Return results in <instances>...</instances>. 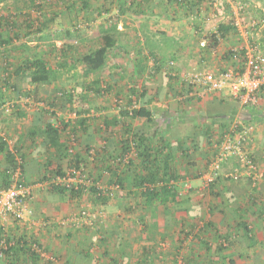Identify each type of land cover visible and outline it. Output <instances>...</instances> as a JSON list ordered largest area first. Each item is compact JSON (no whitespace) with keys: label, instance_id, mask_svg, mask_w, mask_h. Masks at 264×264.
Returning a JSON list of instances; mask_svg holds the SVG:
<instances>
[{"label":"crops","instance_id":"obj_1","mask_svg":"<svg viewBox=\"0 0 264 264\" xmlns=\"http://www.w3.org/2000/svg\"><path fill=\"white\" fill-rule=\"evenodd\" d=\"M89 1L82 5V9L80 8L84 15L80 23H87L86 28L91 26L96 28L99 36L115 25V35L123 41L117 42V46L123 51L117 55L129 58L127 49L131 46V49H135L134 52L140 55L139 59L133 58L134 63L138 64V69L134 67L135 75L149 74V79L156 77L163 81L161 85L149 88L141 84L140 88L124 87L115 90L113 93L118 100L116 107L107 103V98L113 94L104 87L99 94L97 93V96H101L97 106L90 107L91 110L87 109L89 111L83 109L86 113L78 114L76 117L69 115V118H74L71 120L62 121V114L58 113L56 102L48 103L54 106L56 112L55 125L51 126L58 131L59 143L65 144L70 134L76 135L77 162L87 167L90 176L102 182L105 178L106 186L111 189L113 180H116L115 175L124 181V176L129 173L134 176L141 171H170L174 176L176 173L186 176L184 181L189 182V186L193 184L198 187L192 188H199L202 185L199 183H202L204 176L209 173L210 162L219 153L214 144L222 141V133L234 122L254 126V131L244 143L243 150L251 159L255 170L249 173L245 165L229 157L221 162L220 170L213 175V182L205 190L208 193L205 199L207 201L202 202L196 199L197 196L190 197L193 195L191 192L184 195L181 201H178V197L175 202L165 205L147 204L143 199L141 203L146 210L141 214L134 210L139 202L130 198L125 199V191L123 196L115 197L119 188H114L111 196L103 201L94 199L89 193H60L49 186L36 188L33 192L31 215L21 223L10 221L3 230L0 229V234L5 232L7 237L17 241L7 259L0 260V264H177L176 248L182 251L180 257L185 261L184 264H194L191 263L194 261L195 264H210L204 260L205 256L203 257L206 244L191 243L194 237L203 241V236L187 234V230L182 232L183 225L198 217L199 208L202 209V214L210 217L206 223L211 227L210 231L214 232L217 231L216 228L220 230L221 227H230L229 224L236 223L235 226L239 229L236 230L238 239L246 240L249 237L263 239L264 91L260 107L252 109L242 107L230 96L220 93L200 99L181 98L180 96H185L187 92L185 87H181L179 79L180 73L189 70L220 72L230 68L232 64L226 52L238 44L257 41L264 54V30L259 31V37L255 38L257 29L251 31L246 28L245 37L229 26L220 41H213L214 33L218 32L220 27L225 28V24H230V18H235L236 4L245 6V11L241 14L247 20L249 17L256 18L261 15V10H264L262 0H232L231 3H221L217 7L210 6L205 0H185V4L180 5L183 10L166 7L167 3L170 5L169 0H108L114 6L110 10L106 0H96L99 4ZM158 4L163 5L160 10L155 7ZM26 6V1L22 0H0V17L6 19L9 16L7 19L15 21V26H19L24 23V19H28L30 12ZM223 7L228 9L225 11ZM44 12H48L49 21L56 23L53 27L58 29L61 26L59 17L65 15L71 17L79 13L65 12L59 8ZM113 13L114 23L107 26L104 18ZM162 15L164 20H161ZM14 16L22 19L16 22ZM27 24L28 21L25 22L26 26ZM41 27L52 28L48 23ZM17 31L20 38L27 34L23 29ZM9 35L11 38L12 33ZM5 38L7 39L6 35ZM203 41L206 43L205 47L200 46ZM78 42L81 48L84 41ZM150 42L156 43L155 48H150L152 45ZM43 43L38 46V50L40 47L44 48ZM60 44L62 42L57 41L53 48H59ZM0 45L4 52L12 48L6 41ZM87 50L90 52L92 48L88 47ZM44 51L48 56L51 55L48 47ZM80 51L82 50H72V54H69L66 60L68 70H72L69 76L74 73L72 68L77 64L82 65L83 71H88L81 61L84 53ZM37 59L45 62L42 57ZM58 59L57 56L56 61ZM29 60L32 61L30 58ZM108 62L106 57L105 63ZM170 62L174 63L172 69L167 66ZM20 63L22 64V61ZM62 64L65 65V62ZM18 65L19 63H16L15 67ZM1 68L0 64V70ZM47 69L52 71V78L48 82L22 85L21 81L25 80L26 74L14 73L12 78L14 85L7 90L1 87L4 85L2 83L4 77L1 75L0 96L2 95L6 101L22 99L23 104V99L27 95L34 96L36 90L42 97H50L53 88L49 91L44 87L54 85L55 77L54 69L49 67ZM117 71L113 69L114 73ZM71 93L73 97L69 99L57 98V93L53 94V97L56 100H63L58 106L60 104L59 107L65 110L71 106L77 95L73 91ZM87 93L86 97L94 96ZM142 107L151 113L150 121L144 118L130 119L125 114ZM20 109L16 106L10 115H4L0 110V140L3 139L5 142L6 138H11L21 149L25 182L30 184L36 178H40L44 174L42 169L44 166L50 171H59L65 175L71 165L70 160L65 156L64 150L48 143L45 127L50 123L46 119V112L36 108L34 111V107L28 106L27 109L31 112ZM133 141L142 144L140 149L147 150V157H144L145 155L138 157L134 153L136 155L131 156L133 157L131 165L108 169L109 159L124 156L125 149ZM91 147L103 148V153L99 151L101 155L95 162L89 161L86 156L87 149ZM8 168L9 160L0 142V189L6 185L5 171ZM236 172L239 179L233 181L230 176ZM200 174L202 177L195 178ZM132 186L137 189L133 184ZM174 187L180 196L182 192L180 186ZM88 194L91 195L90 199ZM215 198L216 208L212 203ZM99 210L101 212L104 210L105 215L96 212ZM151 210L154 214H150ZM78 212H85L89 223L83 221L72 223L71 215ZM226 213H230L231 217ZM200 231L203 232L202 229ZM29 241L37 243L40 251L30 250L29 245L27 246ZM161 242L168 247L161 249L158 245ZM199 246L200 249H197ZM248 247L242 249L239 247L237 250L246 253ZM190 249H193L192 252ZM237 250L234 248L232 252L237 253ZM235 253L228 251L225 256ZM228 264L235 263L229 261Z\"/></svg>","mask_w":264,"mask_h":264},{"label":"rangeland","instance_id":"obj_2","mask_svg":"<svg viewBox=\"0 0 264 264\" xmlns=\"http://www.w3.org/2000/svg\"><path fill=\"white\" fill-rule=\"evenodd\" d=\"M22 1H26V8L27 10L30 12L29 16H27L28 19H24L23 22L21 23L19 26H15V28H13L10 32V30L8 29L9 27H7V25L3 22H1L0 24V34L2 36H7L10 33H12V37L11 42H9L8 44L12 47L8 50V52H4V50L2 49L1 45H0V64L2 66L1 70H0V77L1 75L4 76L5 78L9 79L8 82H4L7 85H3L1 86L2 88H5V90L9 89L11 86L13 87L14 83L12 82V78L13 75L16 71V69L19 67V65L21 64L20 61H22V63H24L25 61H30L29 58L33 61L36 60L38 57H42L44 58L47 66L50 69H54V85L47 87L45 85V89H48L50 91L51 90V96L50 97H42V95L38 94V90H36V94H33L34 97L38 100V101H44L45 103L47 102H56L57 105V110L58 113L62 114L61 119L62 121H65L66 119L71 120L74 118H69L68 116L70 115V117H76L78 114H85L86 111L84 112L83 109H89L91 110L90 107L95 108L97 106V102L99 103L101 100V96H97V93L94 92V96L92 97H86L85 95V91L88 89H92L93 91H100L101 89H103L105 87L108 89V91H112L111 94H113L112 96H110L108 99V104H112V105H117V97L114 95V91L115 90H121L124 87H128L130 89H134V88H140L141 84H145L148 88L149 87H153L156 85H161L163 83V81L161 79H149V74H139L141 77H139V75H135L134 70L136 67L138 69V64H135L133 61V58L137 57L136 59H139L140 55L138 53H135V49L132 50L131 46L128 47L127 49V53L130 54V57L127 58L123 55L118 56L117 54H122L123 51L120 49V47L117 46V42L119 41L120 43H122L123 41L119 38V36L117 35H113L114 37V42H115V46L114 48H112L110 50V52L108 53L107 59H108V63H105V65H103V67L96 71V72H89V71H83L82 69V65H75L73 66V71L74 73L72 75L69 76V74L71 73L72 70H68V65H67V58L69 56V54H72V50H82L80 51L81 53L86 54L87 52H89V50H87L88 47H91L92 49L98 48L100 47L101 43H100V38L101 36L97 35L96 32V28H92V26L89 28L87 27L85 28H81L79 30H76L74 27L80 23V20H83L84 15L81 13V9H82V5L85 4L86 2L89 3V0H51L50 2H47V0H22ZM93 2H95L94 4H99V2H97L96 0H92ZM108 2V7H110L111 9L114 8L113 4H111L112 2H109L108 0H106ZM15 2H20V1H15ZM164 1H162L161 4H163ZM261 2L264 3V1L262 0ZM19 4V3H18ZM158 4L157 6H155L157 8V10H160L162 8L163 5ZM170 5H168V3L166 4V7L169 8H173V9H178V10H183L182 7H180L179 5H176L175 3H169ZM194 2H192L191 5H193ZM264 6V5H262ZM63 9L65 12L68 11H73V13H75L74 11H77L79 13H76L74 16L71 15V17L65 15L62 17H59V24L61 25L60 28H55L53 27L54 25L56 26V23L53 24L52 22L49 21L48 17H47V13L48 12H44L47 10H52V9ZM81 8V9H80ZM189 8H191V6H189ZM235 8V7H234ZM78 9V10H75ZM186 9V7H185ZM264 9V8H263ZM110 14V13H109ZM115 13L111 14L110 16L104 18L105 23L107 24V26L111 25L112 23H114L115 20ZM9 16L6 17V19ZM73 17V18H72ZM4 18V17H2ZM13 18H16V22L19 19H22L18 16H14ZM264 18V10H261V15L258 17H249V19L246 20V22H249L250 20H254V21H259L261 23V26H259L256 30L257 34H254L253 36L256 38L257 36L259 37V31L264 30V24L262 23V20ZM164 16L162 15L161 20H164ZM90 20V19H88ZM176 20H178L177 16H176ZM28 21L27 26L25 25V22ZM175 21V20H172ZM168 22H171L170 20H168ZM251 22V21H250ZM45 23L49 24L50 26H52V28H47L45 29L44 25ZM174 23V22H173ZM87 24V23H85ZM25 25V26H24ZM23 28H20V27ZM43 26L44 28L42 29ZM26 27V28H25ZM261 27V28H260ZM19 30H26L27 34L23 37L20 38V34ZM96 32V33H95ZM42 33V34H41ZM38 34H41V36ZM113 34V33H112ZM10 36V35H9ZM57 41H60V43L62 42V44H60L61 46L59 48H53L55 46V44L57 43ZM78 41H84L82 43V46L80 48L79 46V42ZM44 42V48L40 47V49L38 50V46L41 45V43ZM88 42V43H87ZM3 43L0 41V44ZM152 45L150 46V48H155L156 43L154 42H150ZM63 45V46H62ZM135 45V43L133 44ZM52 46V47H51ZM48 47V51L51 52V55L48 56V53H46L44 50ZM25 48V49H22ZM12 49V50H11ZM44 49V50H43ZM6 50V49H5ZM54 50V52H52ZM36 53V55H35ZM140 53V50H139ZM42 54V55H41ZM14 55L16 57V59H14ZM56 55V56H55ZM110 55V56H109ZM58 56V61H56V57ZM36 58V59H34ZM27 59V60H25ZM168 60V59H167ZM170 60V59H169ZM62 62H65V65L62 64ZM19 63V65L17 66V68L15 67V64ZM143 67L145 66L142 65ZM146 66L149 67L148 63H146ZM167 66H169L171 69L174 67V63L173 65H169V63L167 64ZM177 66V65H176ZM57 68V69H56ZM118 70L117 73L113 72V69ZM30 72L31 71H27L25 72V80L21 81L22 85H29L30 83ZM118 72L120 74H118ZM142 72V71H141ZM144 73V72H143ZM3 83V82H2ZM178 85V84H177ZM184 85L181 84V87H183ZM92 87V88H89ZM86 89V90H85ZM178 89V87H177ZM85 90V91H84ZM48 91V92H49ZM59 92H63V93H71L72 91L75 92L77 95H75L74 97V102L71 103V106L68 109H63L60 106H58V103L63 102V100H56L53 97V94L58 93ZM87 92V91H86ZM72 95V93H71ZM108 96V95H107ZM33 97V98H34ZM64 98V97H63ZM116 100V101H114ZM18 101H20L18 103ZM132 103V102H131ZM136 103V102H135ZM15 104L17 105L18 109L22 110L25 109L28 112L30 110L27 109V105L25 106L22 103V99H18L15 101ZM86 106H88V108H86ZM33 109V108H32ZM87 110V111H89ZM35 111V108H34ZM17 112V111H16ZM15 112V113H16ZM31 112V111H30ZM29 115V114H28ZM46 119L48 120L47 116ZM45 119V120H46ZM64 143V142H63ZM64 145V144H63ZM206 172V171H205ZM196 173H198V171H196ZM202 173V172H200ZM209 174H206L205 176H208ZM205 176L202 180V183L200 182V184H202L199 188H192V186H196L193 185L189 186V182L184 181L186 176H181L178 173L175 174V177L177 178V181L171 182L172 185H177L180 186V189L182 192L180 193V196H178V201H181L182 197L188 193H192L193 196H197L200 201L205 202L207 200L206 199V195L208 193L205 192L206 189L209 188L208 185H206V180H205ZM200 178L202 177L201 174L198 176L196 175L195 178ZM133 174L129 173L128 175L124 176V181L122 182L123 187H119L116 196L118 195L123 196V191H125V199L130 198L133 199L134 201L139 202L134 208L135 212L137 214H141L144 213L146 208L144 207V204L141 203V201L143 200V198H141L139 190L135 189L132 186L133 183ZM104 181H99L100 184L104 187H107V182L105 180V178L103 179ZM209 184V183H207ZM131 187H130V186ZM207 186V187H206ZM198 187V186H196ZM128 191V193L126 192ZM205 192V193H204ZM178 193V192H177ZM184 193V194H183ZM91 194V193H89ZM88 194V196H89ZM183 194V195H182ZM129 195V196H128ZM182 195V196H181ZM91 196V195H90ZM89 196V199H90ZM128 196V197H126ZM122 199V197H120ZM209 198V197H208ZM190 199V198H189ZM216 198L214 199L213 206L216 208V203H215ZM223 209V208H221ZM202 209H198V217L193 218L194 220L190 221L189 223L183 225L182 227V232L187 230V234H197L199 237L203 236L204 240L201 241L200 239H198L197 237H194L192 242L193 244L199 243V245H201L202 243H205L206 248H204L205 250L203 253V257L204 260L207 263L210 264H228L229 261L234 262L235 264H264V238L263 239H255L253 237H249V239L247 238L246 240H242V239H238L237 238V232L236 230H239L236 225V223H231L229 224L230 227L225 226V228L221 227L220 230H218L216 227L217 231H210L211 227H208L206 223H208V220L210 217H207L206 215L202 214L201 212ZM99 214H103V212L96 211ZM201 212V213H200ZM232 213V211H231ZM264 213V212H263ZM150 214H154V212L151 210ZM233 214V213H232ZM226 215L230 216V213H226ZM190 219V218H189ZM233 224V225H232ZM203 230L200 231V230ZM209 231V232H208ZM220 231V233L218 232ZM228 239V240H227ZM191 240V239H190ZM189 240V242H190ZM162 244V245H161ZM159 247L161 249H166L168 246L165 247L164 243H160L158 244ZM249 245V247H248ZM248 247V251H246V253H244L243 251H239L237 250L239 247L240 249H242L243 247ZM234 248L237 250V253L232 252L234 250ZM200 249V246L197 248ZM176 254H177V264H184L185 261L180 257L182 251H180V249H175ZM193 249H190L189 251L192 252ZM230 253H235L234 255H229L228 257H226V253L227 252ZM206 252V253H205ZM185 259V257H184ZM186 260V259H185ZM202 260V259H201ZM191 261V260H190ZM184 262V263H183ZM195 264L194 262H191Z\"/></svg>","mask_w":264,"mask_h":264},{"label":"built area","instance_id":"obj_3","mask_svg":"<svg viewBox=\"0 0 264 264\" xmlns=\"http://www.w3.org/2000/svg\"><path fill=\"white\" fill-rule=\"evenodd\" d=\"M50 2L51 0H47ZM210 6L217 7L221 3H231L232 0H205ZM235 18H230V25L237 30L239 35L246 37V28L251 29L261 23L259 21L246 20L242 17L241 12L245 11V6L242 4H236ZM264 24V18L262 20ZM85 28V24L78 23L75 26L76 30ZM257 29V28H256ZM214 39L220 41L222 36L219 32L214 33ZM201 47H205L206 43L203 41L200 43ZM227 55L232 66L224 69L220 72L212 71H200L189 70L180 73V82L185 87L187 94L180 96L181 98H196L200 99L215 93L226 94L235 100L240 106L248 108H259L261 104V95L264 91V54L259 48L257 41L244 44H238L230 47L227 50ZM169 65H173L170 62ZM89 96L94 93L92 91L87 93ZM57 97H61L62 93H57ZM24 104L28 107H34L36 109H43L46 112L48 122L55 125L56 112L53 108L49 107L44 102H38L33 100L32 95H27L24 99ZM0 110L5 115H10L13 110V103L8 102L0 107ZM232 124V125H231ZM230 128L221 135V142H216L214 145L219 149V153L216 154L215 159L210 162L209 175L205 177L206 185H210L215 175L220 170V164L222 161L229 157L235 158L240 164L245 165L247 171L251 173L254 171V165L251 159L245 155L243 145L254 131V126L250 124H242L240 122L231 123ZM7 148L14 156L16 167L9 169L7 188L0 189V229H4L8 222L21 223L25 221L31 215V203L33 199V192L36 188H44L49 185L63 184L68 190H82L88 191L91 188H96L94 193L95 198H101L103 195L111 196L112 191L118 188H107L98 183H94L88 176L86 170L81 166L80 168H70L67 170L64 176H56L50 180L45 181H33L30 184H25L22 173L20 154L17 151L15 142L11 138L6 139ZM67 153L73 154L77 142L73 134L69 135L67 142ZM134 151L125 153L124 156L115 157L111 160L113 166L127 165L129 160L133 157ZM96 152L94 149L88 151V159L93 161ZM231 180L237 181L239 174L236 172L231 175ZM209 183V184H207ZM207 187V186H206ZM87 214L85 212H78L71 215L70 221L72 223H79L83 221L89 223L86 219ZM17 244L15 239L7 237L6 233L0 234V260H5L9 256L10 250ZM22 245V242L20 243ZM29 249L34 252H39L40 247L37 243L31 242Z\"/></svg>","mask_w":264,"mask_h":264},{"label":"trees","instance_id":"obj_4","mask_svg":"<svg viewBox=\"0 0 264 264\" xmlns=\"http://www.w3.org/2000/svg\"><path fill=\"white\" fill-rule=\"evenodd\" d=\"M169 1H170V3H175L176 5L179 4V6L185 4V0H169ZM107 6H109V5H107ZM223 8H224L225 11L228 9V8H225V7H223ZM108 9L110 10V7H108ZM109 10H107V12ZM3 21L7 25V27H9L8 29L10 30V32H11V30L13 28H15V21H11L9 19H4V18L0 17V24ZM225 25H226L225 28L220 27L219 30H218V32L220 33V35L222 37L227 33V31L229 29L228 27L231 26L230 24H225ZM258 27H259V24L256 25L255 27L251 28L250 30L252 31V30H254V29L258 28ZM232 28L233 27L231 26V29ZM115 32L116 31H115V25H114L111 28H109L108 31H106V32H104L102 34V36H101L102 38H100V43H101L100 47L92 49L90 52H88V53H86V54L81 56V61H82L83 65L85 66V68L89 72H96V71L100 70L103 67V65L105 64L106 57H107L108 53L115 46V42H114L115 40H114V37L112 35V33L115 34ZM6 37H7V39L5 38V36H2L0 34V41L1 42H5L6 41L8 43L11 42V39H10L9 35H7ZM213 41H215V39H213ZM47 68H48V66L46 65V63L42 59H36V60H33V61H28L27 60L24 63L19 65V67L16 69L15 73L19 74L21 72L25 73L27 71H31L30 72L31 77L29 79L31 84L46 83L52 78V71L48 70ZM3 77H4V80H2V82H3L4 85H7L4 82H8L9 79L5 78V75ZM89 88H92V87H89ZM86 91L87 92L92 91L93 93L95 92V93H98V94L100 92L98 90L97 91H93L92 89H88ZM58 93H62V96L61 97H57L56 96L57 98H61L62 99L64 97L66 99H69V98L73 97V96H71V93H63V92H58ZM2 97L3 96L1 95L0 96V107L2 105H4L5 103L12 102L13 103L12 113H13V111L16 109V106H17L15 104V101H9V100L6 101ZM140 97L142 98V94H141ZM33 100L38 101L35 97L33 98ZM40 102H44V101H40ZM50 102H52V101H50ZM48 103L49 102H47L46 104L49 107L54 109V106L49 105ZM41 110H42V112H45V110H43V109H41ZM2 114H4V113L2 112ZM125 114H126V116H129L130 119L144 118L146 121H150V117H151V113L148 110H146L145 108H143V107L139 108V109H133V110L130 111V113L126 112ZM45 132L47 134L46 135V139L48 140V143L51 144V145H54L55 147H57V149L64 150L65 156H67V158L70 160V164L71 165H69V167L67 169L74 168V167L78 169V168H80L82 166L86 170L88 176L93 180V182L94 183H98L99 185H101L98 180H95L94 178H92L90 176L87 167L83 166L81 164V162H77L75 151H74L73 154H68L67 153V146L66 145H67L68 139H67V141H65V144L63 143L64 145L59 143L58 131H57V129L52 127L51 124H48L45 127ZM73 135L75 136V139L77 140L76 135L75 134H73ZM6 139H5V142H4L3 139H2L3 141L0 140V142H1V145L3 147L5 155H6V157L9 160V168H8V170H9V169H13L14 167H16V163H15V160H14V156L11 154V152L7 148ZM139 141L142 142V140H139ZM141 147H142V144H139L138 141L137 142L133 141L132 143L129 144L127 149H125V153L131 152L130 149L133 148L134 152L138 155V157L140 155H142V156L145 155L144 157H147L146 156L147 155V153H146L147 150L146 149H142L141 150L140 149ZM16 148H17V151L20 154L21 149L17 145H16ZM91 149H94L95 152H96L95 158L93 160L95 162L96 160H98L100 155L103 153V148H95V147L88 148L87 151H86L87 152L86 153L87 158H88V151L91 150ZM99 151H101L100 152L101 154L99 153ZM120 156H122V155L115 156V157H120ZM115 157H112V158L109 159V161H108L109 165H107L108 169H117L116 166H113L111 164V160H113ZM20 159L22 161L21 173H22V177H23L24 183L25 184H29V183H26L25 179H24L23 158H22L21 154H20ZM142 162L144 163L145 161H142ZM131 164H132V158L129 160V163L127 165L129 166ZM42 169H43V173L44 174L41 175L40 178H36V180H34V181H37V180L45 181V180H50L51 178L56 177V176H61V177L64 176V174L63 173L62 174L59 173V171L58 172L50 171L46 166H44ZM8 170L5 171V173H6L5 174L6 185H5L4 188H7L8 185H9V181H8V172L9 171ZM164 172H166V173H164ZM114 178L116 180H113V184H112L113 187L115 185H117L118 188H119V186H122L121 185L122 182H123L122 178L119 177L118 175H115ZM174 181H177V178L173 174H170V171H141L140 174L134 175L132 184L137 189H139L140 196L146 201L147 204L155 203V204L165 205V204H167L169 202H175L176 199L178 198V193H177L175 187L171 184V182H174ZM4 188H1V189H4ZM49 188L52 189V190L58 191L60 193L66 192L67 194H73V193H76V192L91 193L93 198L98 200V201H103V200H106V198L110 197L107 194V195H103L101 198H95L94 197V193H96V188L95 187L91 188L88 191H82L80 189L79 190H71L70 191L63 184L49 185ZM107 188H109V187H107ZM30 243H31V241L28 242L27 246ZM24 246H26V244Z\"/></svg>","mask_w":264,"mask_h":264}]
</instances>
